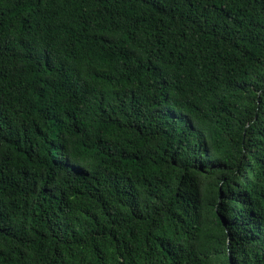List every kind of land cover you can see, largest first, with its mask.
Instances as JSON below:
<instances>
[{"label": "trees", "instance_id": "obj_1", "mask_svg": "<svg viewBox=\"0 0 264 264\" xmlns=\"http://www.w3.org/2000/svg\"><path fill=\"white\" fill-rule=\"evenodd\" d=\"M0 264H264V0H0Z\"/></svg>", "mask_w": 264, "mask_h": 264}]
</instances>
